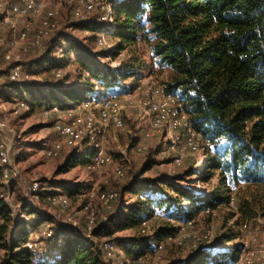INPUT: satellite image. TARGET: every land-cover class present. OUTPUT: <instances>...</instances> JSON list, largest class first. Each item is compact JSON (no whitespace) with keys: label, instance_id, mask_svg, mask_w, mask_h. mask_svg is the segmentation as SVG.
Masks as SVG:
<instances>
[{"label":"trees","instance_id":"trees-1","mask_svg":"<svg viewBox=\"0 0 264 264\" xmlns=\"http://www.w3.org/2000/svg\"><path fill=\"white\" fill-rule=\"evenodd\" d=\"M108 1L112 3L114 27L107 29L97 16L78 22L77 26L97 32L110 30L116 46L113 50H102V55L104 58L113 57L126 50L129 59L123 70L129 71L112 69L115 73L112 74L110 67L104 69L95 62L94 54L89 50L82 45H74L81 67L96 77L101 86L112 87L116 74L125 78L148 68L142 53L144 45L148 46L149 64L153 66V72L168 71V78L163 82L166 93L176 95L184 102L194 130L201 135L204 144H209L204 161L206 177L209 179L216 174L220 186L213 193L199 194L165 177L143 178L145 169L120 189V197L114 210L109 212L98 229L93 230L92 236L95 238L98 233L108 232L111 221L119 215L118 227L124 228L139 225L145 215L152 214L155 207L164 208L172 217L187 221L193 217L195 210L229 204L231 197L224 196L220 192L221 188L229 190L245 184L264 189V0ZM54 37L49 39L54 42L52 47L30 65L52 70L55 76L53 71L60 69L58 67L62 63L50 57L57 43L53 41L56 39ZM66 51L68 50L65 49ZM92 86L89 82L86 83L80 94L77 93L79 89L64 86H55L53 89L70 98V104H75L87 96ZM46 87V83L16 81L7 77L0 94L7 99L17 96L21 98L19 100H26V95H33L31 101H26L30 105H42L36 101L34 94ZM49 103L43 105H70L59 99ZM62 152L65 153L60 167L62 172L88 161L86 155H79L74 149L64 148L59 153ZM1 169L2 166L0 173ZM64 187L68 193L73 194L81 185L65 184ZM45 192L42 191L40 196ZM127 193L141 195L143 198L138 197L140 200L120 214L118 208ZM50 194L52 192H48L46 197ZM184 200L191 202V205H182ZM3 201L0 198V215L6 210ZM239 213L246 221L258 216V211L249 199L242 202ZM21 214H33L34 217L31 218L37 220H22L23 225L13 235L10 243L5 245L7 257L3 264H32L34 255L25 247L26 232L28 234L27 229L37 228L46 221H52L54 225L50 227L51 237L46 239L49 247L42 252L44 258L40 257L44 263L55 252L53 264H109L94 240L81 236L74 228L67 227L51 215L33 207L25 199ZM1 227L5 225L2 224ZM175 230V225L173 227L165 222L155 229L153 238L150 235L135 237L121 241L122 246L130 256L135 255L133 257L137 258L153 251V247L150 248L151 239L163 241L165 236ZM2 237L3 235L0 236ZM241 250L236 247L230 252L219 250L212 254L193 250L185 258L174 259L165 264H235Z\"/></svg>","mask_w":264,"mask_h":264},{"label":"rangeland","instance_id":"rangeland-1","mask_svg":"<svg viewBox=\"0 0 264 264\" xmlns=\"http://www.w3.org/2000/svg\"><path fill=\"white\" fill-rule=\"evenodd\" d=\"M45 1L48 7L54 9L57 13L55 28L51 33V37L55 36L54 38H56L52 40L57 41V43L53 47L50 57H54L62 63V66L58 67L61 68L60 70L53 71V73L59 71L61 77L57 79L52 74V70L48 71L39 65H30L33 60L39 58L52 47L54 42H50L49 38L43 42L41 47L25 52L21 62L23 68L31 74L29 80L48 85L41 92L37 91L34 94L37 97L36 101H39L42 105L29 104L27 110L23 109L15 114L13 113L14 102L21 98L13 96L7 99L0 94V102H6L3 110L10 116L8 137L12 140L15 150L20 152L15 159V163L21 177L19 180H14L5 193L6 201L9 196L8 204L3 201V206L6 210L4 214L0 215V225H5V227L0 228V236L3 235L0 238V264H3L4 259L7 257V247L5 245L10 243L13 235L23 225L22 220H37V218H31L34 217L32 216L33 214L30 216L21 214L23 213L24 199L27 200V197L34 203L32 205L27 200L33 207L51 215L66 226L74 228L81 236L94 240L98 248L102 247L105 242L111 243V239L112 244L117 245L118 248L116 247V250L110 255L106 254L105 251L103 252L109 264H116L117 259L122 258L123 254L128 255L129 258L135 256H130V253L122 246L121 241L147 235L153 238L155 229L165 222L173 227L174 225L176 226L174 239L165 242L161 252H146L134 264H165L174 259H183L193 250H203L205 253L212 254L219 250L224 253L230 252L236 247H240L242 250L235 264H264V189L245 184L235 186L229 190L224 188L220 190V192L224 193V196L230 195V201L233 202L235 207L230 203H223L214 208H200L193 212L194 214L189 224L184 223L181 225L182 222H185L184 219L175 217L170 219L169 216L171 215H169L167 210L155 207L150 216L145 215V222H141L137 226L118 227L120 223L119 215L111 221L108 232L98 233L95 238L89 233V229H87L89 211L84 210L85 205L88 203L91 207V211L94 213V230L98 229L115 205L114 203L113 209H108L107 207L111 203L100 202L98 195L107 190L120 191L124 185L134 180L145 169L146 171L142 174L143 178L158 179L165 177L199 194L213 193L218 190L220 186L219 179L216 174L209 179L206 177L207 169L204 161L207 154L205 150L199 149L188 153L180 165L174 163L173 157L178 149L172 146V138L165 130L153 133L144 153H134L133 144L147 127L145 120L141 118L142 111L134 109L132 105L134 100L138 98L134 94V86L138 80H153L163 83L168 78V71L164 70L160 73V71L155 70L153 72L154 68L149 64L150 49L144 45L142 53L148 63L147 69L135 75L129 74L125 78H122L120 74H116L117 78L112 87L101 86V84H98L96 77L92 76L91 73L90 75L88 70H84L81 67V62L77 59L78 51L74 48V45L85 47V49L94 54L97 64H100L104 69L107 66L110 67L111 72L113 71L112 69H120L121 72L129 71L123 70L129 59L127 51L123 50L116 53L113 57L104 58L102 52L113 50L116 46L115 38L110 36V34L109 37L106 36L108 44L112 47L109 48L108 45H99L97 43L98 38L101 37V31L97 32L78 27L77 23L82 21L75 15L77 0ZM9 36L10 29L1 27L0 93L12 63L3 60V48ZM60 47H63V51L60 50ZM65 49L68 51L65 52ZM109 75L111 76V73ZM88 82L93 85L91 90L99 88L103 89V93L109 91L112 94L119 95L125 107L126 127L124 130L107 128L100 136L102 144L104 143V150L113 158V162L110 165L93 171L88 169L85 163H80L62 172L60 167L64 162L65 153L48 156L45 153V149L57 139V134L52 125L62 119L63 115L61 111L49 110L50 106L45 107L43 104L52 103L58 101V99L70 104L72 103L70 98H66L59 90L53 88L55 86H64L74 90L79 89L77 93L80 94L84 91L82 86ZM32 96L26 95V100L31 101L33 99ZM199 142V145H205L201 135ZM208 146L206 145V147ZM117 166L122 168V176L115 175L114 169ZM34 181H40L43 192L45 190L47 193L56 192L54 190L56 186L64 191L65 184H79L81 187L73 194L65 190L69 194L70 204L67 209H63L58 205H53L46 198V192L38 198H31L28 187ZM92 189H94L93 195L90 196ZM86 192L88 196H83L86 195ZM138 197L134 193L125 194L123 201L120 203V208H118L119 213L121 214L124 209L127 210L128 207L140 200ZM247 199L252 201L254 208L258 211V216L250 221L243 220L239 213L240 205ZM182 205L189 207L191 202L184 200ZM73 222L75 226H72ZM244 223H248L245 229L242 227ZM52 225H54V222L46 221L37 228L27 229L26 239L34 237L31 235V229L38 231ZM37 236L39 237V235ZM165 237L163 240H165ZM151 241L150 248L158 242L154 239H151ZM47 243L48 240L46 239L43 240V243L37 242V248L40 249V257L42 258H44L42 252L49 247ZM56 252L58 253L57 250Z\"/></svg>","mask_w":264,"mask_h":264},{"label":"bare ground","instance_id":"bare-ground-1","mask_svg":"<svg viewBox=\"0 0 264 264\" xmlns=\"http://www.w3.org/2000/svg\"><path fill=\"white\" fill-rule=\"evenodd\" d=\"M6 2L9 3L6 4ZM2 6H5L4 13ZM56 15V11L48 7L45 0H0V28L5 27L10 29V26H2L4 16L11 18L12 21H21L22 24H29L30 16V23H35V28H28V32L25 33V29L21 26L20 22H12L13 41L8 38L5 42L3 57L18 61H9L12 63L8 75H16V70L21 69V61L25 52L33 48L41 47L43 42L51 37V33L55 28ZM75 15L80 21H87L91 17L97 16V19L105 24L107 29H111L115 25L112 3L108 0H77ZM109 34L110 30L101 31V37L98 38L97 43L99 45H108L109 48H112L106 39V36L109 37ZM60 50L63 51L62 47H60ZM56 70H54V72ZM54 74L56 77H61L59 71ZM30 77L31 74L22 66L20 79L11 80H29ZM160 84L161 83L153 80H138L134 86L133 91L138 98L136 97L137 100H134V104L132 105L134 109L142 111L143 114L141 118L145 120L147 127L143 134L137 138L133 144V151L136 154L144 153L153 133L155 131L165 130L172 138V146L178 149L176 155L173 157V161L177 165H180L188 153L195 152L199 149L206 151L209 146L208 144L199 145L200 135L194 130L188 118L189 115L186 116L188 113L185 110L184 102H182L178 96L166 93L165 88ZM116 95L118 94H112L109 91L103 93V89L94 88L78 103L70 104L67 107H61L57 104L52 105L49 110L62 112L63 117L60 119V124H64V134H62V126L59 125V121L52 125L57 134V139L45 149L46 155H55L64 148L74 149L77 154L86 155L88 157V161L85 163L88 169L95 171L106 165H110L111 163L106 164V161H113V158L104 150L100 136L107 128L111 127L124 130L126 127L124 117L125 107L120 97ZM108 96H110V102L106 105L105 102ZM4 104H6V102H0V128L4 129L5 134L8 135L10 116L3 110ZM28 105L29 103L26 100H17L14 102L13 113L16 114L23 109L27 110ZM67 121L72 123V126L71 124H67ZM153 121L156 122L153 123ZM206 145L208 147H206ZM102 148L104 159H99V153L102 151ZM8 151H11L12 157L10 158H8L7 155L5 139L0 137V165L2 166L0 173V198L7 204L5 193L15 180L10 177V174H13V169L15 174L20 177V171L15 163V159L19 156L20 152L15 150L14 144L10 138ZM163 153L165 152L163 151ZM114 173L115 175L122 176L123 170L121 167L117 166L114 169ZM54 190L56 192L48 195L46 198L53 205H58L63 209H67L70 204L68 194L59 188H55ZM42 191L43 189L40 181H34L32 182V189L28 192L31 198H38ZM85 194L86 195L83 196H88L87 192ZM90 194V196L93 195V193ZM119 197L120 193L116 190L103 191L98 195L100 202L106 204L111 203V205L107 207L108 209H113V205L118 201ZM139 197L143 198L141 195ZM27 198L28 202L33 205L34 203L30 198ZM230 204L233 205V202L230 201ZM84 210L89 211L87 229H89V233L92 234L94 230V213L91 211L92 209L88 203L85 205ZM169 218L172 219L173 217L169 216ZM142 222H145L144 218ZM189 222L190 220H187L182 222L181 225L184 223L189 224ZM247 225L248 223H244L242 227L245 229ZM72 226H75L74 222ZM30 231H32L31 235L34 237H28L25 247L34 255L32 264H53L56 256L55 252H53V255L51 254L52 256L49 258V261L44 263L40 258V249L37 248V242L51 237L52 230L50 227L38 231ZM37 235H39V237ZM174 235L175 231L167 235L165 240L156 242L153 245V252H161L165 242L172 241ZM116 247L117 246L113 244L111 245V243L105 242L102 247L98 249L110 255V253L116 250ZM140 258L141 256L137 258L131 256V258H129L128 255L123 254L122 258L120 257L117 259L116 264H134Z\"/></svg>","mask_w":264,"mask_h":264},{"label":"built area","instance_id":"built-area-1","mask_svg":"<svg viewBox=\"0 0 264 264\" xmlns=\"http://www.w3.org/2000/svg\"><path fill=\"white\" fill-rule=\"evenodd\" d=\"M9 3V2H6V4ZM24 5V4H23ZM3 7V13H4V9H5V6H2ZM22 9V8H20ZM12 22H20L21 26L24 27L25 29V33L28 32V28H35V23H30V16H29V24H22L21 21H12L11 18L9 17H5L4 16V21L2 23V26H10V36L9 38L11 39V41H13V29H12ZM15 43V42H14ZM3 60L5 62H9V61H18V60H9V59H6L3 57ZM22 62V61H21ZM22 71V64H21V69H18L16 70V75H8V77L10 79H20V72ZM160 85H162L163 88H165L164 84L161 83ZM116 96H119V95H116ZM110 102V96L107 97V100H106V105L109 104ZM186 114V113H185ZM186 116H188V114H186ZM189 118V117H188ZM156 121H153V123H155ZM67 124H71L72 126V123H69L67 121ZM59 125L62 126V134H64V124H60V120H59ZM76 129V128H74ZM0 137L2 139H5V147H7V155H8V158L12 157L11 156V151H8V144H9V137L8 135L5 134V130L4 129H1L0 128ZM58 143H61V142H58ZM74 143V142H72ZM103 146H104V143H103ZM99 159H104L103 158V148H102V151L99 153ZM113 161H106V164L108 163H112ZM10 177L12 179H15V180H19L21 177H19L18 175L15 174V171L13 169V174H10ZM28 191H30L32 189V183L29 185L28 187ZM94 189H92V193H93ZM7 202H9V196L7 197ZM114 210V209H113ZM211 211V210H210ZM109 239V238H107ZM111 241V245H112V240L110 239Z\"/></svg>","mask_w":264,"mask_h":264},{"label":"crops","instance_id":"crops-1","mask_svg":"<svg viewBox=\"0 0 264 264\" xmlns=\"http://www.w3.org/2000/svg\"><path fill=\"white\" fill-rule=\"evenodd\" d=\"M55 188H57V187H55Z\"/></svg>","mask_w":264,"mask_h":264}]
</instances>
